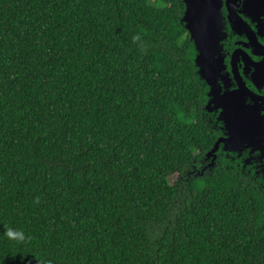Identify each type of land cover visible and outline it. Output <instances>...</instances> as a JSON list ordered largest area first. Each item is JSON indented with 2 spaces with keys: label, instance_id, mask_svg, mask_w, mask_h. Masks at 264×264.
Wrapping results in <instances>:
<instances>
[{
  "label": "trees",
  "instance_id": "trees-1",
  "mask_svg": "<svg viewBox=\"0 0 264 264\" xmlns=\"http://www.w3.org/2000/svg\"><path fill=\"white\" fill-rule=\"evenodd\" d=\"M179 2L0 0V264H264Z\"/></svg>",
  "mask_w": 264,
  "mask_h": 264
},
{
  "label": "water",
  "instance_id": "water-1",
  "mask_svg": "<svg viewBox=\"0 0 264 264\" xmlns=\"http://www.w3.org/2000/svg\"><path fill=\"white\" fill-rule=\"evenodd\" d=\"M179 3L194 74L204 89L203 116L220 132L196 174L211 171L222 158L241 176L253 182L254 175L264 184V48L258 42L264 35V0ZM233 35L245 37L248 53L230 51Z\"/></svg>",
  "mask_w": 264,
  "mask_h": 264
},
{
  "label": "flooded vegetation",
  "instance_id": "flooded-vegetation-1",
  "mask_svg": "<svg viewBox=\"0 0 264 264\" xmlns=\"http://www.w3.org/2000/svg\"><path fill=\"white\" fill-rule=\"evenodd\" d=\"M251 29L253 28L252 25H250ZM258 42L260 43V45L264 48V35L262 37L258 38ZM244 43H245V37L243 36H237V35H233L231 41H230V51H233L235 48H243L244 47ZM244 49V48H243ZM247 53L248 51L246 49H244ZM252 60H256L257 56L255 55H251ZM264 93V92H263ZM204 164H207V162H204ZM201 167V165H200ZM252 181L253 183L259 188H263L264 189V184L261 182V180L257 177H255L254 175H252ZM246 180H249L248 178H246ZM260 180V182L258 181Z\"/></svg>",
  "mask_w": 264,
  "mask_h": 264
},
{
  "label": "rangeland",
  "instance_id": "rangeland-1",
  "mask_svg": "<svg viewBox=\"0 0 264 264\" xmlns=\"http://www.w3.org/2000/svg\"><path fill=\"white\" fill-rule=\"evenodd\" d=\"M174 178H175V174H174V175H171V176L169 177V181H172Z\"/></svg>",
  "mask_w": 264,
  "mask_h": 264
}]
</instances>
